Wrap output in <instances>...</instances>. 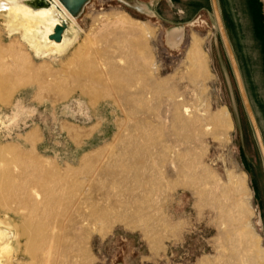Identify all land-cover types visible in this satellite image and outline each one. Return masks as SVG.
<instances>
[{"label":"rangeland","instance_id":"obj_1","mask_svg":"<svg viewBox=\"0 0 264 264\" xmlns=\"http://www.w3.org/2000/svg\"><path fill=\"white\" fill-rule=\"evenodd\" d=\"M174 6L173 0H86L76 21L80 28L77 40L65 52L41 56L24 47L43 73L39 77L23 74L25 76L20 77L24 78L25 85L13 91H0V96L7 94L3 101L0 100V152L9 156L28 149L22 135L36 129L40 139L35 143L34 153L40 158L49 157L47 159L62 171L64 168L68 178L70 174L75 179L86 174L83 168L80 172L77 168L76 172L78 163L86 155H92L90 165L99 167L98 177L107 169L111 171L109 177L104 176L103 180L88 185V192L96 189L108 193L99 205L103 218L96 223V231L92 233V228L84 226L75 228L79 248L89 255L87 264H196L203 256L212 257V261L231 257V240L225 241L224 233L227 231L228 238H232L234 227L230 221L223 226V216L211 198L216 197L223 208L232 206L231 200L224 197L227 170L239 174V178L244 173L242 188L249 191V206L245 207L249 215L245 214L251 216L249 220L259 235L258 239H252L247 251L256 264H264V252L260 249L264 247V165L228 50L222 42L211 6L200 11V17L188 24L174 19ZM253 9L260 23L261 6L256 1ZM110 19L136 29L139 27L135 21L140 20L147 27L150 37L144 42L145 46L133 49L146 69L151 66L157 69L154 79L164 85L160 92L155 91L158 92L152 100L141 102L143 106L140 102L123 105V93L116 86L114 90L108 88L106 91L105 88L103 97L94 102V88L90 86L87 93H82L77 85L85 82L86 75L84 82L82 75L80 83L69 75L76 66L72 55L75 56L77 48L80 56L93 61L121 55L122 43L114 34L120 28L110 24ZM5 20V14H0L2 47L20 37V33L10 35L7 32ZM174 28L183 32L176 46L167 38ZM192 35L202 38L201 54H205L206 62H203L205 67L202 65L204 71L201 73L184 55ZM214 42L219 46L222 67L211 48ZM15 60L14 56L0 55V64ZM48 64L55 69L54 74ZM147 81L140 85L148 87ZM46 82L69 88L71 92L63 100L59 99L56 89L52 92L40 87ZM154 88H151L153 93ZM120 103L126 112L120 109ZM184 107L188 109V116L182 112ZM220 110H229L231 115L230 118L228 112L222 128L211 118L212 113ZM176 111L188 124L186 127L173 121ZM90 165L86 166L88 171L92 170ZM66 167L69 170H65ZM125 167L132 169L123 170ZM195 180L201 189L199 193L194 188ZM0 194L1 198L2 192ZM25 213L27 211L23 210ZM16 214L21 215L0 207V219L11 223L9 226L0 223V231L5 233L1 241L10 245V250L2 254V261L7 256L12 258L11 264H78L81 261L77 256L61 262L30 261L22 245L23 238L20 247L15 242V229L20 231L22 221V215ZM141 219H146L147 224L140 223ZM133 223L135 228L124 227V224ZM223 246L228 247L227 250H223Z\"/></svg>","mask_w":264,"mask_h":264},{"label":"bare ground","instance_id":"obj_2","mask_svg":"<svg viewBox=\"0 0 264 264\" xmlns=\"http://www.w3.org/2000/svg\"><path fill=\"white\" fill-rule=\"evenodd\" d=\"M85 3V0H0V14L3 13L6 16L5 24L7 32L10 35L20 33L19 40L14 38L4 47L0 46V55L16 57L15 62L11 61L6 64H0L1 93L13 91L23 85L25 83L24 78L22 79V77H20L23 74L39 77L40 74L43 73V69L36 66L28 57L24 47L32 49L36 54L41 56L55 55L65 52L77 40L80 28L77 26L76 21L79 12L83 10ZM96 19L97 18H95L94 21H96ZM111 20L112 19L109 21L110 24L120 28L118 30L119 32L114 34L115 39L122 43L120 48L121 55L119 57L107 56L104 57V59L99 58L98 60L93 61L90 60V58H84L82 55L80 56L78 54V51L80 50L77 48L74 50V52H76V58H73L75 56L72 55V59H76V61L74 60L76 66H73L74 68L72 69L70 68L71 71L69 75L74 81H78L79 83L82 81V75L83 82L86 77L84 83L88 86H84L85 84H82V82L80 84H77V82L76 84L78 86L80 85L82 93H87L89 91L88 89H91L90 86H92L94 88L93 91L95 92L93 94L95 95L92 96L94 98L91 99L94 102L103 97L102 95L104 94L105 88L106 91L108 88L110 90L116 88L123 93V105L132 102L146 103V101H150L158 91L160 92V87L164 85L160 83V80L157 78L156 80L154 79L157 75V69H155L154 66L146 69L140 61V56L136 55L133 49L135 47H142L143 44L145 46L147 39L150 37L147 27L144 22L140 20L135 21V24L139 29L133 28V26L127 27L125 25V27L124 24L117 19L115 21ZM57 25L64 26L62 38L59 42H56L49 37ZM182 35V29L174 28L167 35L168 42L172 46H176L179 44ZM201 41L202 39L200 37L192 35L184 54L187 60L196 65H193L198 69V71L197 69H194L195 73L196 71L201 73L202 65L205 64L203 62H206L205 54H201ZM43 63L47 66L46 61H43ZM203 67H205V65H203ZM49 68H51L50 70L54 74L55 69L50 66ZM147 80H149V83H147L148 87L150 86L149 88L146 87V85L145 87L140 85L144 84L143 82L145 81L148 82ZM4 82L5 84L7 83V85H5ZM113 82L114 86L112 85ZM152 86L156 88H154V93L153 89L151 90ZM40 87L51 91L56 89L58 98L62 100L71 92L69 88H64L58 85L53 86L50 82H46V84L41 83ZM156 90L158 91L155 93ZM106 95L108 96V94ZM1 96L0 100L3 101L5 96L3 94ZM141 104L143 106L144 103ZM124 107L121 106L120 103V109H122V111L125 110ZM182 112L184 115H189L186 107L183 108ZM228 112L229 110L223 112L220 110L211 114L212 121H214L216 126L221 128L224 127L225 118L228 117L226 116L228 115ZM188 118L190 119L191 117L189 116ZM173 121L183 128L188 125L181 119L177 111L175 113L173 112ZM39 139L37 130L30 129L22 135L23 144L27 146L28 149L24 148L15 151L14 154L9 156H5L3 151L0 152V192H2L0 207L5 209V211L8 210L22 215L16 214L22 217V221L20 223L21 227L19 226L20 231L15 229V242L16 245L20 247V239L23 238L24 241L22 245L24 246V251L30 255V261L35 263L48 262L50 260L61 262L64 258L70 259L72 256H77L81 260L78 264H87L90 261V258L86 251L79 248V240H77L75 228L76 226H84L92 228L93 230H90L92 233L96 231V223L103 218L101 215L102 211L101 214L99 213V205L108 193H102V191L99 192V190L96 191L94 188H91L92 190L94 189L92 192H88V185L91 184L90 186H92V183L95 180L96 182L94 183H97L101 178V180H103L104 176L109 177L111 171L107 169L101 174L99 167L92 166L93 164L90 165L92 155H86L84 159H81V162L79 161V166L76 167V172L77 168H79L78 172L83 168V170L86 169L84 171L86 174L83 173L84 175L82 177L77 178L78 175L74 172V177L77 175V179H75L71 178L72 174H70V172L72 171H68L71 175H69L68 178L67 175H64V168L63 172L61 168L54 166V164L47 159L49 157H42V159L34 153L35 143ZM11 149L12 147L10 146L6 153L9 154ZM88 165L94 168L91 167L92 170L90 171L89 169L88 171L87 169L89 167H86ZM72 168H70V170ZM103 169L106 168L103 167ZM129 169L132 168L125 167L123 170ZM98 170L100 171L99 177L97 176ZM241 174V178H239V174H235L238 176L237 178L230 172V170H227V187L224 191L226 196H223L226 200H231L232 206L229 205V207L225 206V208H223L222 203L218 201V199L216 200V197L213 196L211 198L216 202V207L223 216V222H225L223 226H226V222L230 221L234 227L233 231L235 230V238L234 235L232 236L234 240L228 238L227 231L224 233L225 241L231 240L230 251H232V255L229 258H227V256L224 257V259L221 257L217 258L215 261L214 259L212 261V257L210 258V256H203L197 260L196 264H236V261L237 264H256L254 261L255 259L252 257L253 255H250L247 248L252 239L254 237L258 239L259 235L249 220V217L251 216L248 217V212H245V209L248 208L246 206H249V191L247 192V189L243 190L242 188V183L245 182V175L244 173ZM194 183L196 186L198 181L195 180ZM189 184L190 183L186 185L190 187L191 184ZM100 186H102V184ZM192 187H194L193 184ZM194 188H197V193H199L198 190H201L198 189V186ZM204 203L206 202H203V204ZM23 210H26L27 213L23 214ZM91 222H93V224ZM141 222L142 224L145 223L146 219H141L140 223ZM0 223H5L8 226L11 225L9 221H4L2 219H0ZM258 223L259 221H257V224ZM124 225V227L127 228L136 227L135 223ZM3 236H5V233L0 231V264H11L13 261L11 262L12 258H9V256L5 257L3 261L1 259L2 254H5L10 250L9 242L1 241ZM227 248L228 247L223 246V250H227ZM260 249L264 252V247L260 246Z\"/></svg>","mask_w":264,"mask_h":264},{"label":"crops","instance_id":"obj_3","mask_svg":"<svg viewBox=\"0 0 264 264\" xmlns=\"http://www.w3.org/2000/svg\"><path fill=\"white\" fill-rule=\"evenodd\" d=\"M173 1L176 16L174 19L184 24L194 22V18L200 17V11L206 10L208 5L211 6L210 0ZM254 1L261 6L260 23L255 19ZM216 2L243 88L264 144V0H216ZM210 8L212 11V7ZM211 48L218 65L222 67L218 43L211 44Z\"/></svg>","mask_w":264,"mask_h":264},{"label":"water","instance_id":"obj_4","mask_svg":"<svg viewBox=\"0 0 264 264\" xmlns=\"http://www.w3.org/2000/svg\"><path fill=\"white\" fill-rule=\"evenodd\" d=\"M78 1H81V0H78ZM210 2H211L212 11H213V14H214V18H215L216 24H217L218 29H219V33H220L222 42L225 45V47L227 48V50H228V53H229V56H230V63H231V66H232L234 74H235V78H236L237 85H238V88H239L240 96H241V99H242V102H243L247 117L249 119L252 131H253V134H254V137H255V140H256V143H257V146H258V149H259L263 164H264V144H263V141H262L258 126L256 124L252 109H251L250 104L248 102L245 90L243 88V84H242V81H241V78H240V74H239V71H238L236 60H235L234 54L232 52V49L230 47V44L228 42L224 27H223V24H222V20H221L220 13H219V10H218L217 2H216V0H210ZM63 30H64V26L63 25L55 26V28L53 30V33L49 36L50 39H52V40H54L56 42H59L61 40V38H62Z\"/></svg>","mask_w":264,"mask_h":264}]
</instances>
